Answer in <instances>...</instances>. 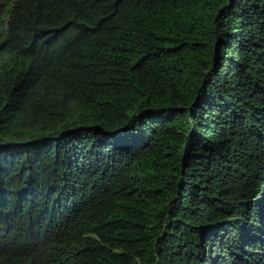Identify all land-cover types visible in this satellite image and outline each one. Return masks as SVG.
<instances>
[{"label": "trees", "instance_id": "obj_1", "mask_svg": "<svg viewBox=\"0 0 264 264\" xmlns=\"http://www.w3.org/2000/svg\"><path fill=\"white\" fill-rule=\"evenodd\" d=\"M0 264H264V0H0Z\"/></svg>", "mask_w": 264, "mask_h": 264}]
</instances>
